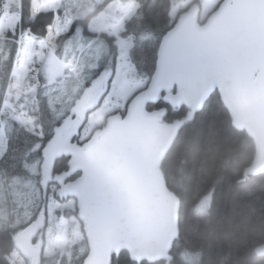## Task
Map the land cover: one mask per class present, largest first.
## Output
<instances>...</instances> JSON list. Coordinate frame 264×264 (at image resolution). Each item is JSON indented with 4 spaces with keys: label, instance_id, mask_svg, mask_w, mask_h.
Returning a JSON list of instances; mask_svg holds the SVG:
<instances>
[{
    "label": "snow or ice",
    "instance_id": "1",
    "mask_svg": "<svg viewBox=\"0 0 264 264\" xmlns=\"http://www.w3.org/2000/svg\"><path fill=\"white\" fill-rule=\"evenodd\" d=\"M225 116L264 139V0H0V264H175L190 192L252 199L209 182Z\"/></svg>",
    "mask_w": 264,
    "mask_h": 264
},
{
    "label": "trees",
    "instance_id": "2",
    "mask_svg": "<svg viewBox=\"0 0 264 264\" xmlns=\"http://www.w3.org/2000/svg\"><path fill=\"white\" fill-rule=\"evenodd\" d=\"M46 21L47 17L42 16L38 27H44ZM25 24L28 26L27 22ZM224 119L228 123V136L219 139L217 151L209 160V182L219 181L224 188L231 185L237 201L252 199L236 210L216 209L211 218H204L191 211L195 200L190 192L181 220L185 232L182 234L181 246L174 250L177 255L175 264H188V258L201 249L202 264H220L221 260L224 264H264V258L254 254L256 247L264 246V203L260 199L264 195L261 190L264 172L253 177L245 186L236 183L255 155V144L246 129L234 128L227 116ZM194 149L195 155L190 159L198 167L204 150L203 143L194 144ZM191 176L195 181L197 172L194 170ZM217 234H221L219 240Z\"/></svg>",
    "mask_w": 264,
    "mask_h": 264
},
{
    "label": "water",
    "instance_id": "3",
    "mask_svg": "<svg viewBox=\"0 0 264 264\" xmlns=\"http://www.w3.org/2000/svg\"><path fill=\"white\" fill-rule=\"evenodd\" d=\"M247 133L251 136V138L254 141L255 144V155L249 165L245 167L248 168L256 163H262L264 162V139H261L257 137L254 133L250 132L248 129H246ZM264 172V167L261 168L259 174ZM258 174V175H259ZM257 176V175H256Z\"/></svg>",
    "mask_w": 264,
    "mask_h": 264
}]
</instances>
